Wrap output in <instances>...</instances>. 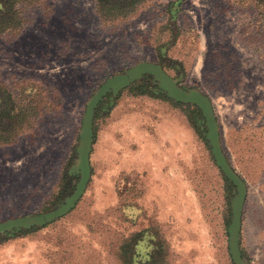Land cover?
<instances>
[{
  "label": "rangeland",
  "instance_id": "374dc122",
  "mask_svg": "<svg viewBox=\"0 0 264 264\" xmlns=\"http://www.w3.org/2000/svg\"><path fill=\"white\" fill-rule=\"evenodd\" d=\"M105 2L0 0V224L52 207L87 107L117 93L91 120L81 198L1 237L0 264H264V0H144L110 21ZM158 72L199 95L141 90Z\"/></svg>",
  "mask_w": 264,
  "mask_h": 264
},
{
  "label": "trees",
  "instance_id": "16d2710c",
  "mask_svg": "<svg viewBox=\"0 0 264 264\" xmlns=\"http://www.w3.org/2000/svg\"><path fill=\"white\" fill-rule=\"evenodd\" d=\"M143 1L144 0H106V2L103 4V8H101V17L106 21L114 20L117 17H126ZM103 9H105V12ZM117 10L118 13H110V11ZM156 74L157 75L152 76L154 78H145L146 81L144 88L141 86V88H139L141 90H149L152 95H157V97H171L176 101H179V96H186L185 98L188 100V103L192 101L191 98L194 97L193 95H199L192 90L181 89L179 87L180 80L178 81L175 78L170 77L167 78L168 76L164 77L165 75L162 74V72H158ZM161 75L164 76L161 77ZM135 78H131V81ZM146 82L150 83L147 84ZM116 94L117 93L114 92L113 89H109V91L104 92L103 94L105 96V102H103L101 96H99L92 105H89L87 107L81 123V128L79 130L77 146L74 148L75 156L71 160L73 164L75 163L77 165V167L75 169V165H67V167L71 168H73L74 166V169L73 171H71L70 169L66 171L64 187L56 201L52 204V207L45 210V213L36 217H27L0 224V238H14L32 233L33 231L40 229L41 227H45L46 224L53 221L54 219L65 216L74 208V205L77 203L79 198H81V195L86 187V181L91 174L88 156L95 134V129L92 126L91 120L92 118L94 119L99 110L103 108H106L107 110L111 109L114 101L113 98L116 97ZM206 103L208 102L206 101ZM193 104H196L197 106H199V108L197 109V113L192 115V123L194 127H197V130L201 134L202 138L209 144L211 149L215 151L217 155L215 161L217 162L221 172L226 175L227 180L230 184L232 197H235L239 193V188L236 184V179L238 180V178L235 175H232L226 160L220 155L218 142L219 136L217 134L216 125L209 107L208 105H203V103H199L198 101H194ZM6 109L7 102L3 101V99L0 98V119L3 115L6 114ZM229 174L230 177L227 176Z\"/></svg>",
  "mask_w": 264,
  "mask_h": 264
}]
</instances>
